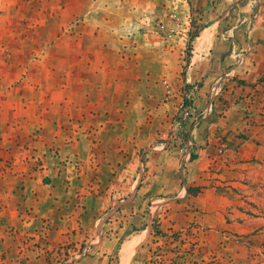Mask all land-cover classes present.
Returning a JSON list of instances; mask_svg holds the SVG:
<instances>
[{
  "label": "crops",
  "instance_id": "obj_1",
  "mask_svg": "<svg viewBox=\"0 0 264 264\" xmlns=\"http://www.w3.org/2000/svg\"><path fill=\"white\" fill-rule=\"evenodd\" d=\"M146 1L71 9L70 18L83 21L65 27L40 62L43 70L23 85L21 137L14 140L30 164L43 166L17 175L25 197L18 214L27 208L33 217L22 225L42 228L50 246L69 244L58 255L71 264H140L154 228L145 201L185 186L179 164L191 154L177 156L159 141L180 96L192 101V113L208 115L222 101L215 87L232 85L236 96L264 75L259 0H198L186 63L185 30L177 43L159 38Z\"/></svg>",
  "mask_w": 264,
  "mask_h": 264
},
{
  "label": "rangeland",
  "instance_id": "obj_2",
  "mask_svg": "<svg viewBox=\"0 0 264 264\" xmlns=\"http://www.w3.org/2000/svg\"><path fill=\"white\" fill-rule=\"evenodd\" d=\"M100 1L0 0V264L72 263L58 255L69 244L52 247L42 228L37 232L22 225L33 215L26 207L24 215L21 211L24 217L18 214L25 197L23 180L17 175L24 169L39 171L43 164H30L14 138L21 137L17 130H22L26 78L40 74V62L51 57L49 52L65 27L83 21L82 15L72 20L69 11L77 14L89 2L98 7ZM145 4L146 21L159 38L175 36L177 43L185 30L186 63L198 32V0ZM234 91L232 85L221 88L222 101L208 115L192 113L188 98L180 96L177 101L175 115L159 141L162 149L175 155L191 154L179 164L180 173L185 169V186L165 198H144L154 227L144 250L153 251L140 264H264V75L236 96ZM186 163H191L189 168ZM131 201L129 195L126 202ZM8 206L14 210L8 212ZM158 246L161 250L156 252Z\"/></svg>",
  "mask_w": 264,
  "mask_h": 264
},
{
  "label": "built area",
  "instance_id": "obj_3",
  "mask_svg": "<svg viewBox=\"0 0 264 264\" xmlns=\"http://www.w3.org/2000/svg\"><path fill=\"white\" fill-rule=\"evenodd\" d=\"M220 90H221V89H219V88L215 87V88L213 89V92H212V94H213V95H219V93H220ZM82 253H83V251H82Z\"/></svg>",
  "mask_w": 264,
  "mask_h": 264
},
{
  "label": "trees",
  "instance_id": "obj_4",
  "mask_svg": "<svg viewBox=\"0 0 264 264\" xmlns=\"http://www.w3.org/2000/svg\"><path fill=\"white\" fill-rule=\"evenodd\" d=\"M192 159H193V157H192ZM160 250H161V247L158 246V247L156 248V252H157V251H160ZM151 251H153V249H150V250H149V252H151Z\"/></svg>",
  "mask_w": 264,
  "mask_h": 264
}]
</instances>
